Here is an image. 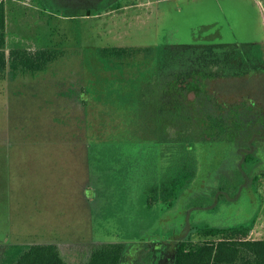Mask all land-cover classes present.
Wrapping results in <instances>:
<instances>
[{
    "label": "rangeland",
    "instance_id": "374dc122",
    "mask_svg": "<svg viewBox=\"0 0 264 264\" xmlns=\"http://www.w3.org/2000/svg\"><path fill=\"white\" fill-rule=\"evenodd\" d=\"M1 2L7 54L14 48H51L57 58L43 70L9 69L0 78V249L8 243H55L70 262L80 264L99 244L152 234L157 241L175 243L197 225H264V189H238L237 198L227 189L230 200L212 205L217 199L210 193L223 178L239 184L233 142L197 143L199 171L193 189L172 198L173 203L148 209L145 188L151 182L143 166L159 155L157 145H147L155 132L149 108L163 86L155 85L145 98L138 94L130 114L118 104H107L104 86L107 79L127 82L155 74L160 56L166 71L177 64L186 67L185 56L174 48L239 47L243 52L260 43L264 51V0ZM99 8L104 10L79 15ZM98 48L125 49L127 55L109 63L96 55ZM146 83L144 90L150 87ZM216 89L229 104L231 80ZM255 90L253 95L260 88ZM256 96L264 102V90ZM168 99L158 100L166 110L171 108ZM210 99L213 105L218 96Z\"/></svg>",
    "mask_w": 264,
    "mask_h": 264
},
{
    "label": "trees",
    "instance_id": "16d2710c",
    "mask_svg": "<svg viewBox=\"0 0 264 264\" xmlns=\"http://www.w3.org/2000/svg\"><path fill=\"white\" fill-rule=\"evenodd\" d=\"M102 10L87 9L85 14L79 15L91 16ZM212 47L194 45L181 50L174 48L185 56L186 67L177 64L166 71L163 57L160 56L156 62L160 68L155 74L150 71V74L133 77L127 82L122 78H106L104 86L109 90L105 94L107 104H118L129 114L135 109L133 100L138 94L145 98L147 92L154 93L155 85L164 87L160 89L163 90L161 94L157 88V101L149 108L154 118L155 132L150 141L152 144L147 145L151 146L150 149L157 145L154 148L159 154L154 162L143 166V173L151 182L145 188V203L150 210L158 203H173L181 194L193 189L199 171L196 144L201 140H214L216 144L233 142L237 149L233 168L240 175L239 184L235 186L231 184L230 178H223L219 189L210 193L217 199L213 201V207L223 200H230L227 189H231V194H237L235 198L241 193L238 189L255 187L257 193L264 189V168L260 169L264 155V102L256 96L264 90L263 47L260 43L251 44L243 52L239 47L234 51ZM150 51L152 53L155 49ZM96 55L110 63L113 57L125 58L127 50L98 48ZM183 56L178 58L181 63ZM56 58L57 52L51 48H14L7 54L6 9L1 2L0 78L9 69L12 73L43 70ZM109 63L105 64L107 69ZM229 80L231 102L225 104L223 95L216 88L227 84ZM144 81L150 86L145 87L151 90H144ZM209 81L214 82L216 88ZM117 84L120 88H117ZM255 86L260 90L253 95ZM190 93L194 94V100L188 98ZM164 96L170 97L169 110L164 108L162 101H158L163 100ZM215 96H218V100L210 105V97L215 99ZM240 97L244 99L238 101ZM133 141H129V144L135 145ZM164 144H176L179 147L173 150ZM159 156H164L165 162H161ZM251 230L252 223L229 227L197 225L175 243L171 240L157 241L153 234L148 237L142 235L131 242L95 245L80 264H264V239L251 238ZM195 236L199 239L196 240ZM128 257L130 260H127ZM0 264L76 263L70 262L55 243H8L0 249Z\"/></svg>",
    "mask_w": 264,
    "mask_h": 264
},
{
    "label": "crops",
    "instance_id": "0c3cea01",
    "mask_svg": "<svg viewBox=\"0 0 264 264\" xmlns=\"http://www.w3.org/2000/svg\"><path fill=\"white\" fill-rule=\"evenodd\" d=\"M257 235H259V236H257ZM262 235H264V225L263 224H261V225H255L254 226V224H253V226H252V230H251V233H250V237L251 238H253V239H259V240H261V239H264V238H262ZM253 236H256V237H253Z\"/></svg>",
    "mask_w": 264,
    "mask_h": 264
}]
</instances>
